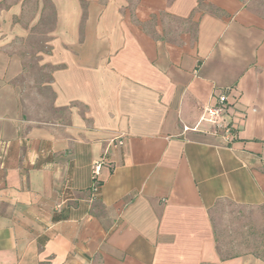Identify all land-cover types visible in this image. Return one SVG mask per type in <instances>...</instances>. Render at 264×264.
<instances>
[{"label":"crops","instance_id":"1","mask_svg":"<svg viewBox=\"0 0 264 264\" xmlns=\"http://www.w3.org/2000/svg\"><path fill=\"white\" fill-rule=\"evenodd\" d=\"M263 204L264 0H0V264H264Z\"/></svg>","mask_w":264,"mask_h":264},{"label":"rangeland","instance_id":"2","mask_svg":"<svg viewBox=\"0 0 264 264\" xmlns=\"http://www.w3.org/2000/svg\"><path fill=\"white\" fill-rule=\"evenodd\" d=\"M213 218L222 256L252 251L264 258V204L256 208L223 205Z\"/></svg>","mask_w":264,"mask_h":264},{"label":"built area","instance_id":"3","mask_svg":"<svg viewBox=\"0 0 264 264\" xmlns=\"http://www.w3.org/2000/svg\"><path fill=\"white\" fill-rule=\"evenodd\" d=\"M228 107L227 96L224 93L218 94L216 96V104L215 106L208 109L209 120L216 124V126L222 131L229 134V130L227 129V124L223 119V115L226 113ZM119 143H121L119 141ZM99 170V164L93 168V174L96 175ZM96 190V188H94Z\"/></svg>","mask_w":264,"mask_h":264}]
</instances>
